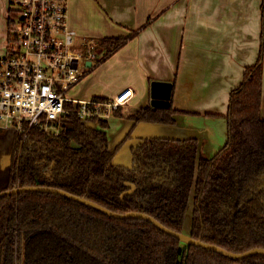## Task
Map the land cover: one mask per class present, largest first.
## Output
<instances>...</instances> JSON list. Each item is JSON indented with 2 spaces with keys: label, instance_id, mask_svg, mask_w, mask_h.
I'll list each match as a JSON object with an SVG mask.
<instances>
[{
  "label": "trees",
  "instance_id": "16d2710c",
  "mask_svg": "<svg viewBox=\"0 0 264 264\" xmlns=\"http://www.w3.org/2000/svg\"><path fill=\"white\" fill-rule=\"evenodd\" d=\"M134 35L105 38L97 47L108 57ZM263 55L262 47L232 90L228 141L212 157L199 151L196 138L150 137L132 146L130 166L117 164L125 140L111 147L109 121L95 118L96 127L74 114L59 135L33 128L21 154L22 136L0 129V192L60 188L118 213L145 212L232 252L264 248ZM178 111L172 102L140 107L131 117L174 124ZM9 155L11 162L3 166ZM129 182L137 188L122 197L132 188ZM0 264H264V255L232 259L148 220L116 218L56 193L29 191L0 198Z\"/></svg>",
  "mask_w": 264,
  "mask_h": 264
},
{
  "label": "crops",
  "instance_id": "0c3cea01",
  "mask_svg": "<svg viewBox=\"0 0 264 264\" xmlns=\"http://www.w3.org/2000/svg\"><path fill=\"white\" fill-rule=\"evenodd\" d=\"M262 1L70 0L69 25L78 32L77 50L88 54L84 38L99 43L135 34L108 57L97 47L93 61L84 60L86 75L71 91L75 98L90 99L134 89L123 114L105 118L111 147L125 140L115 163L130 166L132 146L150 137L196 138L207 157L226 144L230 94L262 47L264 54ZM10 7V0H0V59L9 38ZM153 80L173 82L171 103L179 110L174 124L131 117L140 107L152 106ZM90 124L100 127L97 121Z\"/></svg>",
  "mask_w": 264,
  "mask_h": 264
},
{
  "label": "built area",
  "instance_id": "2783aa9c",
  "mask_svg": "<svg viewBox=\"0 0 264 264\" xmlns=\"http://www.w3.org/2000/svg\"><path fill=\"white\" fill-rule=\"evenodd\" d=\"M70 0H10L9 38L0 59V129L22 136L31 130L52 135L79 115L91 123L128 105L134 89L126 87L107 100L78 99L69 91L82 80L84 60L97 56V41L84 38L88 54L76 49L78 32L69 25Z\"/></svg>",
  "mask_w": 264,
  "mask_h": 264
},
{
  "label": "water",
  "instance_id": "95a60500",
  "mask_svg": "<svg viewBox=\"0 0 264 264\" xmlns=\"http://www.w3.org/2000/svg\"><path fill=\"white\" fill-rule=\"evenodd\" d=\"M92 62L89 63L91 65ZM173 82L171 81H165V80H153L151 83V105L153 107H169L171 105L172 101V95H173ZM12 155L9 156L8 162H3V166L5 164H9L11 162ZM129 184L132 185V188L126 190L123 192L122 197L125 196L126 194L132 193L136 190L137 186L134 183L129 182ZM50 192V193H56L59 195H62L64 197H67L69 199H72L74 201L80 202L82 204H85L89 207H92L94 209H97L105 214H108L110 216L116 217V218H142L145 220H148L152 222L154 225H156L159 229L165 231L166 233L173 235L180 240L191 244L195 246H199L205 249L213 250L216 252L221 253L222 255H225L229 258L232 259H242L248 256H251L253 254H263L264 255V248H253L251 250H248L243 253H236L229 251L221 246H218L216 244L212 243H207L202 240L194 238L191 234H188L186 232H179L175 231L168 226L164 225L161 221L156 219L154 216L147 214L145 212H126V213H118L115 211L110 210L109 208L93 201L88 198L73 194L69 191L60 189V188H55V187H50V186H20L16 187L11 190H5L0 192V198L10 195V194H17V193H22V192Z\"/></svg>",
  "mask_w": 264,
  "mask_h": 264
},
{
  "label": "rangeland",
  "instance_id": "374dc122",
  "mask_svg": "<svg viewBox=\"0 0 264 264\" xmlns=\"http://www.w3.org/2000/svg\"><path fill=\"white\" fill-rule=\"evenodd\" d=\"M97 44H98V42H97ZM81 66H82L84 69H87V66L85 65V62H84V61L81 62ZM70 94H71V91L68 92V95H70ZM109 132H110V134H113V133H114V129L111 127V130H110ZM112 139H113V138H112ZM5 162L7 163L8 160H7V161L5 160ZM190 215H191V211L188 213V215H187V219H186L187 229H189V227H190ZM187 231H188V230H187Z\"/></svg>",
  "mask_w": 264,
  "mask_h": 264
},
{
  "label": "flooded vegetation",
  "instance_id": "af4514ba",
  "mask_svg": "<svg viewBox=\"0 0 264 264\" xmlns=\"http://www.w3.org/2000/svg\"><path fill=\"white\" fill-rule=\"evenodd\" d=\"M10 156V155H9ZM9 156H5V157H3V162H5V160L7 161L8 160V158H9ZM11 160H12V158H11Z\"/></svg>",
  "mask_w": 264,
  "mask_h": 264
}]
</instances>
